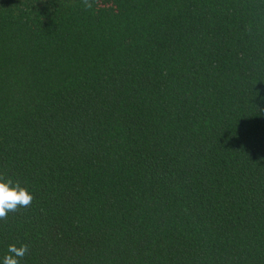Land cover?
<instances>
[{
	"label": "trees",
	"instance_id": "1",
	"mask_svg": "<svg viewBox=\"0 0 264 264\" xmlns=\"http://www.w3.org/2000/svg\"><path fill=\"white\" fill-rule=\"evenodd\" d=\"M90 2L0 0V264H264V0Z\"/></svg>",
	"mask_w": 264,
	"mask_h": 264
},
{
	"label": "clouds",
	"instance_id": "2",
	"mask_svg": "<svg viewBox=\"0 0 264 264\" xmlns=\"http://www.w3.org/2000/svg\"><path fill=\"white\" fill-rule=\"evenodd\" d=\"M82 3L85 8L92 7L90 0H82ZM32 200L33 195L26 187L19 183L14 184L10 178L5 179L0 175V220L6 219L9 212L29 207ZM28 250V245L17 247L15 244H10L2 264H19L20 259L26 255Z\"/></svg>",
	"mask_w": 264,
	"mask_h": 264
}]
</instances>
